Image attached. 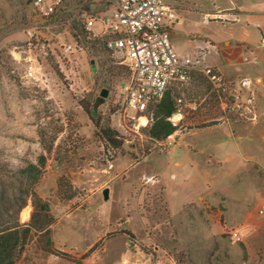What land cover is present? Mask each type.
I'll return each instance as SVG.
<instances>
[{
	"label": "rangeland",
	"instance_id": "rangeland-1",
	"mask_svg": "<svg viewBox=\"0 0 264 264\" xmlns=\"http://www.w3.org/2000/svg\"><path fill=\"white\" fill-rule=\"evenodd\" d=\"M33 19L28 0H0V229L31 225L32 193L50 209L47 219L38 212L42 225L32 227L17 264H264V112L221 73V47L211 55L189 46L196 69L174 89L184 114L171 118L169 145L132 119L126 70L102 45L74 56L69 79L60 73L43 50L73 41L64 26L33 42L39 74L26 80L17 58ZM103 89L109 96L94 112ZM105 128L119 147L103 138ZM30 165L42 170L34 184L21 173Z\"/></svg>",
	"mask_w": 264,
	"mask_h": 264
},
{
	"label": "built area",
	"instance_id": "built-area-1",
	"mask_svg": "<svg viewBox=\"0 0 264 264\" xmlns=\"http://www.w3.org/2000/svg\"><path fill=\"white\" fill-rule=\"evenodd\" d=\"M28 13L34 26L27 30V49H21L17 58L25 65L23 77L35 80L39 74L38 60L31 55L33 42L51 25L64 26L73 41L65 39L53 48L48 45L43 53L52 56L60 73L69 79L74 56L84 53L86 45L101 44L127 71L125 108L134 114L132 119L138 120L139 127L142 120L146 121L142 126L151 124V107L160 104L169 91L190 83L196 69L192 59L182 58L174 46L172 31L178 17L172 0H28ZM96 24L101 26L99 32L94 30ZM80 36L81 43L76 40ZM203 73L226 89L213 69L205 68ZM177 114H184L181 107ZM166 141L174 143L175 133ZM258 213L264 216V202Z\"/></svg>",
	"mask_w": 264,
	"mask_h": 264
},
{
	"label": "crops",
	"instance_id": "crops-1",
	"mask_svg": "<svg viewBox=\"0 0 264 264\" xmlns=\"http://www.w3.org/2000/svg\"><path fill=\"white\" fill-rule=\"evenodd\" d=\"M175 1L173 43L179 55L187 58L194 43L211 55L221 47V73L264 112V0ZM196 24L202 28L196 31Z\"/></svg>",
	"mask_w": 264,
	"mask_h": 264
},
{
	"label": "trees",
	"instance_id": "trees-1",
	"mask_svg": "<svg viewBox=\"0 0 264 264\" xmlns=\"http://www.w3.org/2000/svg\"><path fill=\"white\" fill-rule=\"evenodd\" d=\"M175 91L176 90L174 89L169 91L160 104L151 107L150 109L149 113L152 116V122L148 131V135L154 141H164L169 135L177 131V127L168 120L177 113L178 109L177 101L174 97ZM85 109L88 111V108L85 107ZM101 134L103 138L107 142L111 143L114 147L117 148L120 146V143L115 138L118 137V134L112 131L110 128L103 129ZM39 165L40 167L45 165L44 158H41ZM40 167L37 165H30L28 168L22 170L21 173L29 175L31 177L32 183L34 184L37 183L39 176L42 173ZM31 196L34 197V213L32 216L31 225L27 227L20 226L19 224L15 226L9 225L0 229V264H17V260L25 247L29 235L31 234L32 227H36L37 224L42 225V223L39 222L40 215H38V212H44L45 214L43 217L45 219L48 217V213L50 211L48 204L44 203L33 193ZM26 205L27 201H23L19 207L22 209Z\"/></svg>",
	"mask_w": 264,
	"mask_h": 264
},
{
	"label": "water",
	"instance_id": "water-1",
	"mask_svg": "<svg viewBox=\"0 0 264 264\" xmlns=\"http://www.w3.org/2000/svg\"><path fill=\"white\" fill-rule=\"evenodd\" d=\"M109 96V90L103 89L100 93V96L97 98L95 104H94V112H96L99 108V106L103 105L106 101V98ZM104 200H109V189H106L103 191Z\"/></svg>",
	"mask_w": 264,
	"mask_h": 264
},
{
	"label": "bare ground",
	"instance_id": "bare-ground-1",
	"mask_svg": "<svg viewBox=\"0 0 264 264\" xmlns=\"http://www.w3.org/2000/svg\"><path fill=\"white\" fill-rule=\"evenodd\" d=\"M142 125H146V121L142 120ZM29 218V211L25 210L23 213V219L26 221Z\"/></svg>",
	"mask_w": 264,
	"mask_h": 264
}]
</instances>
